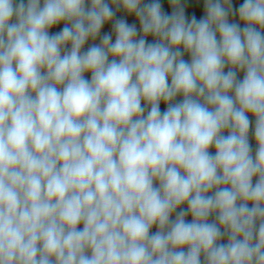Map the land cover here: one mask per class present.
<instances>
[{
    "label": "clouds",
    "instance_id": "1",
    "mask_svg": "<svg viewBox=\"0 0 264 264\" xmlns=\"http://www.w3.org/2000/svg\"><path fill=\"white\" fill-rule=\"evenodd\" d=\"M142 3L0 0V264H264V0Z\"/></svg>",
    "mask_w": 264,
    "mask_h": 264
},
{
    "label": "rangeland",
    "instance_id": "2",
    "mask_svg": "<svg viewBox=\"0 0 264 264\" xmlns=\"http://www.w3.org/2000/svg\"><path fill=\"white\" fill-rule=\"evenodd\" d=\"M205 0H189V5H190V10L188 9V11L185 13L186 17L190 20L191 17L194 15V13L199 12V16H195L197 18V20L201 19L204 17L205 15V10L202 7V2H204ZM105 2H107L109 4V6L113 9L115 15L112 18V20L110 22H107L103 25L101 32L99 34V36H97L95 39L89 38V40L85 43V45L83 46V48L81 49V52H86L91 46L93 45H100L101 43V39L105 34H111L112 35V40L113 42L115 41V33L113 31V24L115 23L116 20H125L129 25H135L137 28V37L136 39H140L141 36L143 35L142 31H141V27H140V23L138 18L135 16V14H128L122 7L117 8L114 4H113V0H105ZM151 0H143V3H150ZM143 3L141 5V7H143ZM240 6H238L237 8H239ZM236 8V13L234 14L233 17H229V23H238L240 25L241 28H243L245 26L244 22L240 21L239 19V15H238V9ZM12 22V21H11ZM58 33V31H55L54 29L49 30V34L53 35ZM219 37V35H218ZM152 39H154V37H152L151 35H149L148 37H146V41L147 43H151V41H153ZM71 45H66L64 49H62L61 51V55L65 54L66 51L70 50ZM228 66V65H226ZM230 68V67H229ZM241 73V70L239 71ZM226 73V72H225ZM243 76H244V71H242ZM239 73L237 74V80H242L243 77H241V79H238ZM232 94V93H230ZM250 114V113H248ZM250 120V128H249V132H248V136L250 137V141H249V145L250 148L253 150L254 148H258V144L255 140V136H254V130H255V118L253 120L250 119V117H248ZM223 135L227 136L229 134V130L225 129L222 132ZM257 151V150H256ZM210 154L214 155L215 152L212 151V149H209ZM253 158H255V154H252ZM258 179V177H253V179ZM154 186H159L158 181H154ZM178 212H173L170 219L174 220L176 218V214ZM258 223V222H257ZM158 230L157 226H153L152 229L150 230L152 233H155ZM228 242V239H226ZM184 251H187V248L185 247L183 249Z\"/></svg>",
    "mask_w": 264,
    "mask_h": 264
},
{
    "label": "trees",
    "instance_id": "3",
    "mask_svg": "<svg viewBox=\"0 0 264 264\" xmlns=\"http://www.w3.org/2000/svg\"><path fill=\"white\" fill-rule=\"evenodd\" d=\"M20 2V0H14V3L15 4H18ZM243 2H244V0H232V8H233V10H234V13H236V8L238 7V6H240V5H242L243 4ZM24 3L25 4H27V0H24ZM160 3H161V6H162V12H164L165 14H168V15H171V13H172V11H173V9H172V7H171V5H170V0H160ZM182 3H183V5H184V8H185V13L188 11V9L190 10V5H189V0H182ZM203 4H202V7L204 8V4H205V1L204 2H202ZM41 6H43L42 4H41ZM88 6H90V4L89 3H87L86 2V7H88ZM237 9H239V8H237ZM194 15L195 16H199V12H196V13H194ZM234 16V14H230L229 15V17L231 18V17H233ZM12 22H15V18H13V20H12ZM65 26V22H61V23H59V24H57V25H54L52 28H50L49 30H51V29H54L55 31H58V32H60L62 29H63V27ZM70 26V25H69ZM48 30V31H49ZM217 38L219 39V37L217 36ZM153 41H151V43H153V42H155V38L154 39H152ZM181 51L183 52V49H181ZM186 62H190V60H191V57H190V54H188V53H184L183 54V57H182ZM112 59V57L110 56L109 57V60H111ZM229 65L228 66H225V69H224V71L225 72H227L228 70H229ZM240 70H236V72H237V74L239 73V76H238V79H241V77H244L243 76V73H242V70H241V73L239 72ZM84 77L86 78V79H88L89 81L91 80V73L90 72H86V73H84ZM243 79V78H242ZM171 81H170V79H169V83H170ZM60 87H62V86H60ZM183 100V96L182 95H178L173 101H172V103H179V102H181ZM141 106L142 107H145V113H144V115L146 116L147 115V112L150 110V105H146V103L142 100L141 101ZM167 104L165 103V102H163V101H161V103H160V110H161V112H163V111H165L166 109H167ZM248 115V117H250V119L251 120H253L255 117L250 113V114H247ZM255 120V119H254ZM255 126V125H254ZM248 141H250V137L248 136ZM212 149V151L213 152H215V148L214 147H212L211 148ZM256 150H257V148H254L253 150L251 149V155L252 154H256ZM258 179H253V185H255V183H256V181H257ZM214 189L213 190H211L209 193H208V195H212L213 193H214ZM252 206V204H251V202H249V207H251ZM187 204L185 203V204H182V205H180L177 209H176V212H180L181 210H184V211H186L187 210ZM185 220H186V222H191L192 221V216H191V214L189 213L188 215H186L185 216ZM208 222H217L216 221V214H213V215H211L210 217H209V219H208ZM218 223V222H217ZM78 228L79 229H82L83 228V224H80V225H78ZM257 228H258V223H257ZM221 231L223 232L224 231V229L223 228H221ZM150 234H152V232L150 231ZM226 239H228V237L225 235V236H223L222 238H221V240L220 241H218V243H224V244H226L227 243V240ZM89 255H90V252L88 253ZM201 264H204V256H203V254H201Z\"/></svg>",
    "mask_w": 264,
    "mask_h": 264
}]
</instances>
